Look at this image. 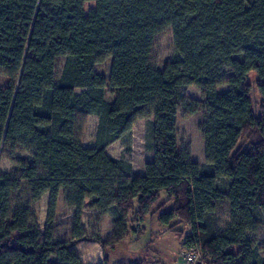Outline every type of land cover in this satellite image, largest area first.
Returning <instances> with one entry per match:
<instances>
[{
    "label": "trees",
    "instance_id": "1",
    "mask_svg": "<svg viewBox=\"0 0 264 264\" xmlns=\"http://www.w3.org/2000/svg\"><path fill=\"white\" fill-rule=\"evenodd\" d=\"M167 29L173 52L155 69L151 49ZM107 59L105 78L95 66ZM0 75V159L15 167L0 173V264H82L73 246L85 241L109 264L106 253L137 233L131 225L142 232L152 221L177 235L180 251L198 252V264H264V244L250 237L264 224V0H0ZM190 86L201 101L183 95ZM180 111L203 114L204 165L179 151ZM140 120L153 160L134 176L106 149L128 150ZM44 195L41 230L32 207ZM60 198L71 232L53 241ZM224 202L230 222L217 233ZM86 210L110 218V240L87 234Z\"/></svg>",
    "mask_w": 264,
    "mask_h": 264
},
{
    "label": "rangeland",
    "instance_id": "2",
    "mask_svg": "<svg viewBox=\"0 0 264 264\" xmlns=\"http://www.w3.org/2000/svg\"><path fill=\"white\" fill-rule=\"evenodd\" d=\"M92 7L91 4L88 5ZM173 52L172 36L170 30H165L160 33L154 40L151 49L150 64L155 69H162L165 63L170 58ZM111 59L95 66V72L105 78L108 77ZM60 68L57 69L59 72ZM253 78L250 82L253 84ZM7 78L0 75V88L5 87ZM228 90L227 86H221L217 89L219 93H225ZM183 95L187 99L201 101V93L195 87H186ZM253 103L256 108L259 106V97L254 88H252ZM106 99L110 101L112 97L109 93L106 94ZM203 120V114L197 113L188 115L180 111L176 120V132L178 148L182 155H187L190 161L199 165H204V150L203 141L198 132V126ZM146 122L144 120L138 121L132 129L130 146L127 150L119 142L110 145L106 149V154L113 159H124L131 165L132 175H143V168L145 163L153 160V155L146 148ZM97 127V118L91 117L87 122V127L83 136L82 145L84 147H92L94 143V136ZM5 156V155H3ZM15 169L13 165L5 158L0 159V173L12 174ZM48 195H44L41 200L34 204L32 212L37 218L38 227L43 230L46 224ZM216 231L223 232L229 225V206L224 202L216 210ZM72 210L66 207L63 199L60 198L56 207L55 221L53 224V241H65L69 239L71 232ZM126 220L129 223L133 220L132 215H129ZM81 224L86 230L87 234L98 235L103 241L110 240L113 234L118 230L113 226L111 220L106 215H101L97 211L86 210L82 213ZM132 224V223H131ZM131 228H135L137 233L130 234L124 241L120 248L118 247L116 253H106L109 264H116L123 260L126 264H132L135 261H155L158 258L166 264H183L180 259L179 245L177 235L166 233L163 236L161 232L163 227L158 225L156 221L150 224H143L144 229L138 232L141 226L132 224ZM181 229L177 226L176 230ZM259 244H264V224H261L256 232L250 236ZM150 248L151 253L143 254V249ZM73 250L82 261V264H103V251L101 247L95 242L85 241L79 242L73 246ZM147 258V259H146ZM148 260V261H147Z\"/></svg>",
    "mask_w": 264,
    "mask_h": 264
},
{
    "label": "built area",
    "instance_id": "3",
    "mask_svg": "<svg viewBox=\"0 0 264 264\" xmlns=\"http://www.w3.org/2000/svg\"><path fill=\"white\" fill-rule=\"evenodd\" d=\"M180 258L183 264H198L200 255L195 251L181 250Z\"/></svg>",
    "mask_w": 264,
    "mask_h": 264
}]
</instances>
